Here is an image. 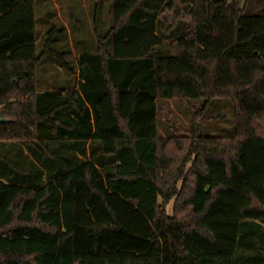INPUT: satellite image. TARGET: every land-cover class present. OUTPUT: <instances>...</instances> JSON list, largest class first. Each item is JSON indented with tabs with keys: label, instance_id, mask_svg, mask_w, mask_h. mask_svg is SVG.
Masks as SVG:
<instances>
[{
	"label": "trees",
	"instance_id": "16d2710c",
	"mask_svg": "<svg viewBox=\"0 0 264 264\" xmlns=\"http://www.w3.org/2000/svg\"><path fill=\"white\" fill-rule=\"evenodd\" d=\"M112 10L77 87L37 91L40 57L71 72L70 53L55 27L36 51L35 0H0V143L19 156L0 162L20 170L0 173V264H264V0ZM213 98L230 133L197 124Z\"/></svg>",
	"mask_w": 264,
	"mask_h": 264
},
{
	"label": "rangeland",
	"instance_id": "374dc122",
	"mask_svg": "<svg viewBox=\"0 0 264 264\" xmlns=\"http://www.w3.org/2000/svg\"><path fill=\"white\" fill-rule=\"evenodd\" d=\"M36 5V51L39 53L44 46L47 31L53 27L54 41L51 48L55 52L70 53L65 57L67 63L74 69L77 66V56L81 52H95L97 39H102L111 46V36L108 31L112 25L113 0H95L84 7L83 0H35ZM89 14L90 19H89ZM177 33L174 30L173 36ZM178 34V33H177ZM76 74L68 73L58 64L55 54L47 53L40 57L36 71V90L64 88L71 86ZM169 106L173 117L189 124L193 110L179 100L170 99ZM216 117H215V116ZM220 115V116H219ZM234 117L230 105L224 98H213L203 109L202 116L197 118L199 128L206 133H230L233 129ZM160 131H165V125L160 124ZM11 149H5L0 143V157L10 160L19 157ZM25 150V149H24ZM20 155V154H19ZM21 157V156H20ZM13 165V164H12ZM6 163L3 171L18 177L19 169ZM15 166V165H14ZM16 167V166H15Z\"/></svg>",
	"mask_w": 264,
	"mask_h": 264
},
{
	"label": "crops",
	"instance_id": "0c3cea01",
	"mask_svg": "<svg viewBox=\"0 0 264 264\" xmlns=\"http://www.w3.org/2000/svg\"><path fill=\"white\" fill-rule=\"evenodd\" d=\"M93 1H95V0H83V2H84V7L85 6H88L91 2H93ZM90 14H89V19H90ZM80 54V53H79ZM79 54H78V56H79ZM78 56H77V58H78ZM63 69V68H62ZM63 70H65V69H63ZM66 71V70H65ZM68 73H71V74H76V77H75V80H73V82L71 83V86H66V87H64L65 89L66 88H69V87H72V86H76L77 87V85H78V82H79V80H80V77H79V68H78V65L76 66V68H74L71 72L70 71H67ZM53 89H56V88H53ZM57 89H62V88H57ZM45 90H51V89H45ZM41 91H44V90H41ZM24 152H27L26 150H24ZM0 179H3L1 176H0Z\"/></svg>",
	"mask_w": 264,
	"mask_h": 264
},
{
	"label": "water",
	"instance_id": "95a60500",
	"mask_svg": "<svg viewBox=\"0 0 264 264\" xmlns=\"http://www.w3.org/2000/svg\"><path fill=\"white\" fill-rule=\"evenodd\" d=\"M8 119H6V118H3V117H0V122H5V121H7Z\"/></svg>",
	"mask_w": 264,
	"mask_h": 264
}]
</instances>
